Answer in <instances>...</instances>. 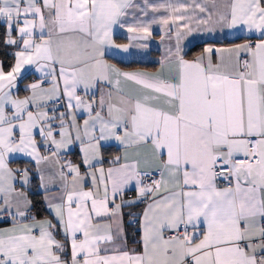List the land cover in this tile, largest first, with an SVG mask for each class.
<instances>
[{"label":"snow or ice","instance_id":"obj_1","mask_svg":"<svg viewBox=\"0 0 264 264\" xmlns=\"http://www.w3.org/2000/svg\"><path fill=\"white\" fill-rule=\"evenodd\" d=\"M143 4L0 0L17 49L0 59V264H264V0ZM155 23L174 40L159 71L110 62L132 47L114 29L147 39ZM228 31L248 35L186 58L195 33ZM109 141L123 151L105 167Z\"/></svg>","mask_w":264,"mask_h":264},{"label":"crops","instance_id":"obj_2","mask_svg":"<svg viewBox=\"0 0 264 264\" xmlns=\"http://www.w3.org/2000/svg\"><path fill=\"white\" fill-rule=\"evenodd\" d=\"M149 4H160V3H171L173 5L177 4H191V0H148ZM197 2H202V0H197ZM135 3L140 5L141 8L145 7L143 4V0H135ZM217 3L222 6V0H217ZM194 5H192V9H194ZM148 15L143 16L142 13L139 11L135 12V15L137 18L142 19L144 21L156 19L159 20L161 16H167L169 13L166 9L161 8L158 12H153L151 9H147ZM193 12L190 9L189 12L185 13V15H192ZM3 21V18H0ZM4 22V21H3ZM128 23H132V19L129 18ZM151 35L147 37V39H140V40H130V33L127 32V28H116L114 29L113 33V39L115 43L117 44H131L132 47L129 49L128 53H120L119 55H116L113 57L112 54L109 55L110 62L117 64L119 67H121L124 70L127 71H133V70H143L147 72H157L160 70V64L159 61L165 54V48L168 46H171L174 44V40H169L167 36L165 35V29L164 26L155 23L152 24L151 26ZM13 37L17 35L15 31L12 33ZM248 35L247 33L241 31V32H235V31H228L227 34L225 32H220V33H213V34H208L206 32H198L195 33L193 36L189 37L188 40L184 41V47H185V53H186V58L191 59L201 53L203 48L207 46L208 44H215L216 46H221L225 43L228 42H239L236 41L235 38L236 36H246ZM205 42L204 46L199 49L198 51L193 52L192 54H188V50L195 44L197 43H203ZM147 45V48L142 47V45ZM14 48V51L17 49ZM39 78V73L35 72V70H30V74L26 76V78L23 80L24 84H29L34 82ZM28 93L24 91L22 88L19 92V95L23 97L24 95H27ZM61 111H63V107L60 108ZM78 120L82 122L84 118H86V113H80L78 115ZM39 140V137H37ZM108 147H112L110 150L109 154H107L105 157V167L108 166L107 161L111 160V158L115 155H120L123 149L118 145L117 142L115 141H109L108 142ZM103 151V149H102ZM42 153H46L47 149L41 148ZM65 159L71 160L74 163H79L80 161V151H79V146L78 144H74L73 146L70 147V149L67 151L65 154ZM12 167H31L27 163L26 160L22 159H14L11 164ZM83 168V166H82ZM38 181L33 179L32 185L33 188L36 187ZM221 183V182H220ZM221 185H223L221 183ZM129 192L134 193V197L136 196L135 191H127L125 193V199H130L127 197V194ZM133 197V198H134ZM31 198L34 201L33 195ZM42 199V196H41ZM140 208H137V206L132 207L131 209L125 208V231L126 235L128 236V247L129 248H139V245L136 243V240L139 239L140 233L138 232V237H133L132 234L130 233V227L131 224L128 223L129 221V216L127 213L131 211L133 215L136 213H140L143 211L145 204L140 203ZM47 215V213L45 214ZM6 224H0V227H6ZM137 226L139 228V224L137 223Z\"/></svg>","mask_w":264,"mask_h":264},{"label":"trees","instance_id":"obj_3","mask_svg":"<svg viewBox=\"0 0 264 264\" xmlns=\"http://www.w3.org/2000/svg\"><path fill=\"white\" fill-rule=\"evenodd\" d=\"M5 32H6V25L5 23L0 19V59L5 60L6 65L10 64L13 62L12 56L10 55V53L14 52V48L12 46H8L6 47L3 43L4 38H5ZM205 42L203 43H197L195 45H193L187 52L188 54H192L195 51H198L199 49H201L204 46ZM8 54V55H6ZM112 149V147H105L103 148V154L106 156L107 154H109L110 150ZM134 194V193H133ZM34 198V202H39L41 201V195L39 193L33 195ZM133 198V197H132ZM139 206H137V208H140V204H138ZM37 209L41 210L42 214L45 215L46 212H43V205L40 203H37ZM2 224V223H0ZM130 233L132 234L133 237H138V226L137 223H133L131 224V226L129 225Z\"/></svg>","mask_w":264,"mask_h":264},{"label":"built area","instance_id":"obj_4","mask_svg":"<svg viewBox=\"0 0 264 264\" xmlns=\"http://www.w3.org/2000/svg\"><path fill=\"white\" fill-rule=\"evenodd\" d=\"M221 183L223 184V181H221ZM127 197H128V198H132V197H134L133 192H129V193L127 194Z\"/></svg>","mask_w":264,"mask_h":264}]
</instances>
